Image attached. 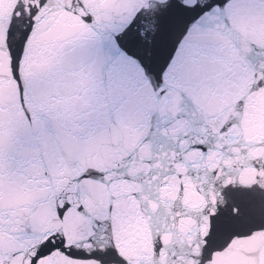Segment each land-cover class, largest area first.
<instances>
[{
    "label": "water",
    "instance_id": "water-1",
    "mask_svg": "<svg viewBox=\"0 0 264 264\" xmlns=\"http://www.w3.org/2000/svg\"><path fill=\"white\" fill-rule=\"evenodd\" d=\"M0 264H264V0H0Z\"/></svg>",
    "mask_w": 264,
    "mask_h": 264
}]
</instances>
